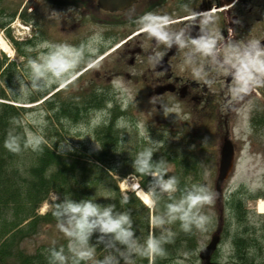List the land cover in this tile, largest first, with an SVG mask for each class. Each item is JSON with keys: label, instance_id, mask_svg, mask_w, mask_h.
<instances>
[{"label": "rangeland", "instance_id": "374dc122", "mask_svg": "<svg viewBox=\"0 0 264 264\" xmlns=\"http://www.w3.org/2000/svg\"><path fill=\"white\" fill-rule=\"evenodd\" d=\"M50 5L39 4L42 28L46 36L44 39L33 40L31 45H22V54H17L12 43V40L21 42L13 37L20 36L18 33L10 30L9 38L4 37V32L0 35L7 46L0 48V60L1 57H5L14 63V71L0 78V94L14 98L17 106L27 103L26 100L32 97L39 99L24 104L31 109L20 116L26 123L29 139L42 138L47 143H52L51 148L60 154L78 152L79 160L88 162L86 150L90 152L88 149L96 150L99 147L95 130L106 126L109 122L113 123L120 132L119 148L111 160L112 168L106 176L98 179V183L113 186L116 182L122 195L132 192L149 212L151 229H155L159 235H170L174 232L173 223L176 217L184 224L179 213L182 214L187 209L177 208L171 215L162 213L157 221H154L156 205V199L152 196L154 187L150 194L148 190L138 186L139 179L132 173L135 164L133 161L130 162L131 154L135 149L141 152L143 147L148 146L157 152H167L171 156L183 157L182 159L191 162L194 168L185 179L189 184V190L187 189L189 195L195 194V203L192 207L193 213L187 211L193 217L194 242L197 247L195 258L185 252L182 254L181 264H203V261L197 257L198 251L210 240L211 234L218 231L219 224L225 220L226 210L222 206L224 196L238 188H243L247 193L257 197L255 201L246 200V208L255 214L260 213V219L264 220V212L258 207L260 201H264V134L253 133L248 126L247 118L251 104L237 101L231 105H219L214 101V95L210 93L214 92L211 82L208 83L209 88L204 89L207 94L203 97L208 100H201L199 103L192 101L187 105L178 102L179 98L164 96L157 99V103L149 98L152 95L154 81L149 79L147 63L157 56L161 49L170 51L172 41L168 36H161V33L141 36L138 43L141 52L135 57L134 62L129 64L128 59L131 54H126L124 58L116 52L117 49L110 51L118 42L110 38L84 41L79 35L81 30L72 31L67 28L63 31L61 21L57 18L58 10ZM21 6L22 4H13V0L9 4L10 11L15 13L14 25L19 19L16 18V13ZM90 26L92 27L90 29L98 28V26ZM127 26L122 25L118 31H122L125 35ZM23 29L26 31V27H22ZM99 46L106 48L99 52ZM108 51L110 52L106 56L85 70L92 61ZM87 56L91 58L89 61L85 60ZM30 58L32 62L29 61ZM176 58H179V54L175 55L174 61L178 60ZM184 67L181 63L176 65L175 74L183 71ZM56 94L57 96L54 97ZM92 96L103 100V107L100 110L99 108L90 110L80 121L64 118L60 119L61 123L58 124L48 117L46 107L49 101H54V105L59 101H72L71 105H78ZM4 97H0V101H5ZM232 100L230 99L228 103ZM225 137L229 138L234 146V168L224 180L220 195H217L214 182L219 150ZM164 168L166 174L161 178L158 191L167 194L173 190L170 176L174 165L168 161ZM127 170L130 171L121 174ZM164 184H170V187L165 188ZM133 186L138 189H133ZM139 191L148 197V201L141 199ZM57 199L56 194L51 192L48 200L40 206L39 213L46 212L51 207L50 203ZM71 229L72 222L69 218L54 224L48 223L42 226L36 235L27 238L23 242V247L27 252L32 253L38 247L56 243L63 236L70 237V244H73ZM135 245L136 243L133 244ZM76 248L81 250L78 246ZM106 252L105 249L102 251L104 258L101 259L104 263L111 261ZM114 253L122 255L116 264H131V259L124 261L123 252L114 251ZM227 257V244L220 239L211 260L213 264H223ZM88 264H95V260L89 259Z\"/></svg>", "mask_w": 264, "mask_h": 264}, {"label": "trees", "instance_id": "16d2710c", "mask_svg": "<svg viewBox=\"0 0 264 264\" xmlns=\"http://www.w3.org/2000/svg\"><path fill=\"white\" fill-rule=\"evenodd\" d=\"M2 62L0 78L14 71L13 64L2 68ZM0 97L4 96L0 94ZM4 98L8 102L0 101V264H88L89 259L95 260V264H116L122 255L114 251L123 252L124 261L131 259V264H181L184 252L195 258L197 244L190 213H193L195 194L189 195L185 179L194 168L191 162L148 146L141 152L135 149L131 154L130 162L135 164L132 171L141 177L140 185L146 190L154 187V221L162 213H175L177 208L185 207L190 211L179 213L184 224L176 217L174 232L170 235H159L154 229L150 237L149 212L140 199L132 192L122 195L116 182L113 186L98 183L112 168L111 160L119 148L120 132L113 123L95 130L100 148L95 152L86 150L89 160L81 162L78 152L60 154L42 138L28 141L26 124L20 116L31 107L16 106L9 102H17L14 98ZM36 100L37 97H32L26 102ZM54 103L49 101L46 109L48 117L58 124L64 118L80 121L90 110L103 107V100L97 96L78 105H71L72 101ZM19 125L25 129L24 133ZM168 161L174 165L170 176L173 190L166 194L158 191V185L166 174L164 166ZM151 173L156 176H150ZM51 192L58 199L50 203L46 212L39 213ZM256 198L243 188L224 196L225 220L217 231L228 248L223 264H264V220L260 219V214L246 208V200ZM121 216L126 219L117 229L104 228L110 220ZM68 218L72 222L73 244L70 237L63 236L56 243L38 247L32 253L24 249L23 242L36 235L42 226ZM120 229L124 234L117 239ZM104 249L111 260L106 263L102 261Z\"/></svg>", "mask_w": 264, "mask_h": 264}, {"label": "flooded vegetation", "instance_id": "af4514ba", "mask_svg": "<svg viewBox=\"0 0 264 264\" xmlns=\"http://www.w3.org/2000/svg\"><path fill=\"white\" fill-rule=\"evenodd\" d=\"M11 1L0 0V30L6 33ZM13 4H22L21 20L29 22L38 38L46 36L39 4H51L58 10L63 31L81 30L83 39L95 35L122 39L116 52L124 58L131 54L129 64L141 52V36H168L170 51L161 49L147 63L149 79L154 81L149 98L157 103L164 96L187 105L199 103L208 100L204 89L211 82L210 93L219 105L251 104L248 126L253 133H264V0H135L116 10L99 7L97 0H13ZM122 25H128L125 35L118 31ZM176 54L179 58L174 61ZM179 63L185 66L180 75L174 70Z\"/></svg>", "mask_w": 264, "mask_h": 264}, {"label": "water", "instance_id": "95a60500", "mask_svg": "<svg viewBox=\"0 0 264 264\" xmlns=\"http://www.w3.org/2000/svg\"><path fill=\"white\" fill-rule=\"evenodd\" d=\"M133 0H97L100 7L109 10L121 9L128 6ZM233 167V148L231 142L225 139L221 146L218 172L215 179V191L219 195L223 181L228 176ZM218 236L212 235L208 244L199 251V257L204 261L203 264H211L210 257L216 248Z\"/></svg>", "mask_w": 264, "mask_h": 264}, {"label": "clouds", "instance_id": "9594fccd", "mask_svg": "<svg viewBox=\"0 0 264 264\" xmlns=\"http://www.w3.org/2000/svg\"><path fill=\"white\" fill-rule=\"evenodd\" d=\"M164 185H166V184H164ZM164 185H163V186H164ZM192 202L195 203V199H193ZM105 215H107V212L105 213ZM125 219H126L125 216H121V217H119V219H117V220H110L108 223H106V224L104 225V228H105V229H108V230L117 229V228L119 227V225H120V222L123 221V220H125ZM184 227L187 228V225L185 224ZM123 234H124V230H123V229H120V231L117 232V239H120V238L122 237ZM127 234L130 235L131 233L128 232ZM150 246H152V247L154 248V244H150ZM154 250H158V249H155V248H154Z\"/></svg>", "mask_w": 264, "mask_h": 264}, {"label": "bare ground", "instance_id": "6f19581e", "mask_svg": "<svg viewBox=\"0 0 264 264\" xmlns=\"http://www.w3.org/2000/svg\"><path fill=\"white\" fill-rule=\"evenodd\" d=\"M2 47H6L7 48L6 44L4 43L2 38L0 37V48H2ZM23 123L26 124L25 122H23ZM19 126H20V130L24 133L25 129L21 125H19ZM27 138H28V141H32V140L29 139L30 137L28 136V134H27ZM133 189L137 190L138 188L133 186ZM139 193H140V195L142 197L141 199H146L148 201V197L144 193H142V191H139ZM258 207H259V210L261 211V209L264 208V201H260V203L258 204ZM261 212H264V211H261ZM149 225H150L149 226V235L151 237V234L153 232V228L151 229V224H149ZM218 233L219 232L212 233L211 236L214 235V234H218Z\"/></svg>", "mask_w": 264, "mask_h": 264}, {"label": "snow or ice", "instance_id": "6c2138e0", "mask_svg": "<svg viewBox=\"0 0 264 264\" xmlns=\"http://www.w3.org/2000/svg\"><path fill=\"white\" fill-rule=\"evenodd\" d=\"M164 187L168 188V187H170V184H166V185H164ZM42 211H43V209H42ZM261 211H264V208H262Z\"/></svg>", "mask_w": 264, "mask_h": 264}]
</instances>
